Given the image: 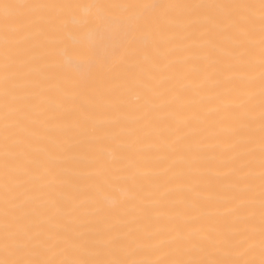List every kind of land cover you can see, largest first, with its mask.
I'll return each instance as SVG.
<instances>
[{
    "label": "bare ground",
    "instance_id": "1",
    "mask_svg": "<svg viewBox=\"0 0 264 264\" xmlns=\"http://www.w3.org/2000/svg\"><path fill=\"white\" fill-rule=\"evenodd\" d=\"M0 264H264V0H0Z\"/></svg>",
    "mask_w": 264,
    "mask_h": 264
}]
</instances>
